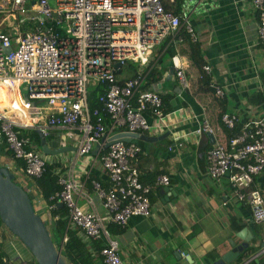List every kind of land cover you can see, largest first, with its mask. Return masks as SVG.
Wrapping results in <instances>:
<instances>
[{"label":"built area","instance_id":"1","mask_svg":"<svg viewBox=\"0 0 264 264\" xmlns=\"http://www.w3.org/2000/svg\"><path fill=\"white\" fill-rule=\"evenodd\" d=\"M2 1L0 139L4 137L15 158L24 163L22 169L13 164L11 170L25 190L26 180L39 178L45 170L44 154L31 146L24 131L38 132L45 139L55 131L65 132L58 148L73 147L74 151L65 152L81 157L95 151L109 185L103 187L97 180L90 185L108 224L87 210V205H93L83 190L88 178L80 182L73 169L67 175L57 171L61 191L49 200L67 208L68 225L76 227L82 237L103 242L100 255L104 264H125L108 225L122 230L132 217L149 218L150 193L168 188L170 178L158 175L153 183H142L135 166L141 147L132 141L108 144V140L123 132L154 137L166 127L160 95L142 87L156 49L164 43V49L175 48L186 37L192 43L197 41L184 10L190 0H183L180 13L174 11L177 0ZM251 2L258 15V41L264 48V0ZM127 62L135 64L137 72L133 77L118 78ZM172 63L180 86L188 89L185 62L174 56ZM202 70L209 73L208 66ZM99 84L105 87L99 97L102 107L91 109L88 87ZM215 96L223 98L217 87ZM221 122L233 130L236 117L222 113ZM211 131L205 120L191 134L198 142ZM187 136H172L174 144L169 150L181 147ZM205 161L208 177L215 182L226 179L234 201L249 209L255 225L263 224L264 199L254 180L264 170V115L231 133L226 142L215 143L205 152Z\"/></svg>","mask_w":264,"mask_h":264},{"label":"crops","instance_id":"2","mask_svg":"<svg viewBox=\"0 0 264 264\" xmlns=\"http://www.w3.org/2000/svg\"><path fill=\"white\" fill-rule=\"evenodd\" d=\"M184 10L197 36L202 68L208 66L209 73L192 63L189 55L193 43L188 39L172 49V56L165 55L168 61L160 56L164 50H155L148 71H154V84L147 89L163 99L166 127L153 134L155 141H131L142 149L135 163L141 182L153 183L156 176L167 175L170 185L150 193L149 218H130L126 227L112 237L118 242L125 264H215L231 250V242L242 243L237 234L245 229L250 234L248 246L230 264H264V223L252 222L249 209L234 201L226 179L215 182L208 177L205 161V152L230 136L221 123L222 113L236 117V131L264 115V48L258 41V15L251 0H190ZM174 56L185 62L188 89H183L174 75ZM215 87L222 91V99L215 96ZM205 120L212 130L211 139L205 135L196 142L191 133ZM64 133L52 134L51 149L58 148ZM182 134L188 135L183 145L169 150L174 144L172 136ZM44 158L49 163L63 162V175L73 169L80 182L87 176L83 190L93 205L86 206L84 201L80 205L108 224L89 182L97 178L103 186L109 185L106 173L95 160V151L83 157L65 152ZM254 184L264 199V170L255 177ZM27 191L38 202L37 207L34 204L37 210L46 213V203L36 189L28 184ZM0 232V250L8 264H34L16 237Z\"/></svg>","mask_w":264,"mask_h":264},{"label":"trees","instance_id":"3","mask_svg":"<svg viewBox=\"0 0 264 264\" xmlns=\"http://www.w3.org/2000/svg\"><path fill=\"white\" fill-rule=\"evenodd\" d=\"M183 0H177L176 6L174 11L176 13H180L181 11V4ZM168 9H171L168 5H166ZM190 40L186 37L185 40ZM167 43L162 44L159 47V50L162 51L161 57L165 55H173V48L167 47ZM161 52H159L160 54ZM171 55V56H172ZM190 58L192 60V63L201 71L203 66V59L200 55L199 47L197 44L193 43L190 44ZM160 57V58H161ZM130 67L133 69V73L131 77L135 75L137 70H135V64H130ZM148 76V77H147ZM146 76L148 83L143 85L142 90H148V85L154 84V71L151 70L150 73H148ZM204 77H202L203 79ZM105 91V87L99 85H92L88 87V99H89V106L91 109H101L102 105L99 102V97L103 95ZM162 99V111L165 114L164 104ZM221 120V117H220ZM222 123V122H221ZM109 124V121L106 120V125ZM223 124V123H222ZM224 126V125H223ZM225 127V126H224ZM226 128V127H225ZM227 129V128H226ZM229 130V129H228ZM230 134L233 133L235 128L233 130H229ZM28 135L31 139V146L33 148L40 149V138L37 133L34 131H31V134H25ZM3 158L4 161H11L15 165L17 169H22L24 166V163L22 160L15 158L13 152L8 148V144L6 143V140L4 137L0 139V159ZM63 162L58 161L55 163H49L46 161L45 170L43 174L39 178H29V180L34 184V188L36 189L37 193L40 194L41 198L46 203V219L43 220L44 225L46 226L47 232L54 242V244L61 248V253L64 255L67 259L68 264H104L102 261V256L100 255V251L103 248V242L88 239L85 237H82L79 230L74 227L68 225V210L63 205L62 207L57 206L56 201L49 200L50 197H52L55 193L61 191V186L58 183V178L60 175H58L57 171L60 170V173H63L64 166L62 165ZM2 167V166H1ZM5 167V165H3ZM59 173V174H60ZM108 179V177H107ZM93 180L99 181L97 178H93ZM90 180V184H91ZM109 181V180H108ZM13 182L16 184H19L18 181L15 180V176L13 178ZM100 182V181H99ZM101 183V182H100ZM103 186V185H102ZM105 187V186H103ZM30 199L32 201V205L34 207V210L36 212L32 197L30 193L28 192ZM243 206V205H242ZM49 207H53V209H49ZM38 214V213H37ZM39 215V214H38ZM42 215L40 214V217ZM0 227H5L0 220ZM109 233L110 235H117V232H120L121 230L115 226V225H108ZM64 237H66V241L64 240ZM6 255L4 252L0 250V264H5L3 259H5ZM34 261V264H37Z\"/></svg>","mask_w":264,"mask_h":264},{"label":"water","instance_id":"4","mask_svg":"<svg viewBox=\"0 0 264 264\" xmlns=\"http://www.w3.org/2000/svg\"><path fill=\"white\" fill-rule=\"evenodd\" d=\"M9 52V49H7ZM119 67V64L115 66ZM40 138L41 152L46 156H54L65 151H74L73 147L51 149L46 139L37 132ZM211 139V135L207 134ZM132 139L155 141L154 137L139 135L138 133H119L109 138L108 144L121 140L129 142ZM14 175L6 167L0 166V220L11 234L21 240L27 247L37 264H68L61 253V248L56 246L50 238L43 219L38 215L32 205L28 192L19 184L13 182ZM62 207V203L57 204ZM237 236L242 240L239 245L231 242V250L224 253L215 264H230L245 250L250 241V234L245 229ZM189 259V256H186Z\"/></svg>","mask_w":264,"mask_h":264},{"label":"rangeland","instance_id":"5","mask_svg":"<svg viewBox=\"0 0 264 264\" xmlns=\"http://www.w3.org/2000/svg\"><path fill=\"white\" fill-rule=\"evenodd\" d=\"M3 1L2 0H0V3H2ZM163 60H165V61H168L169 60V56H165V57H163L162 58ZM130 64L132 65V63L131 62H127L123 67H122V72L120 73V74H118V78H125V77H127V76H130V75H132V73H133V69L130 67ZM158 66V65H157ZM24 133L25 134H31V131H24ZM46 143H47V145H48V147H51V143H52V139H50V138H47L46 139ZM59 156H61V155H59ZM69 157H70V155H69ZM3 165H5V167L6 168H8L9 170H10V172H12V174L14 173L12 170H11V168H12V165H13V162H11V161H4V159L3 158H1L0 159V166H2L3 167ZM15 176V180L17 181V176L16 175H14ZM27 182V185L29 184V186L31 187V188H33L34 189V184L29 180V179H27L26 180ZM31 197H32V200H33V203L35 204V206L36 205H38V202H35V198H34V196L33 195H31ZM37 207V206H36ZM35 207V209H36V213H38L39 215L41 214L42 216H41V218L44 220V219H46V213L45 212H42V213H40L37 209L38 208H36ZM152 213H153V211H152ZM1 230L0 231H6V233H9L11 236H13V237H15L13 234H11L10 232H9V230L6 228V227H1L0 228ZM2 234V232H0V235ZM1 237V236H0ZM16 239H18L17 237H16ZM18 241H19V243H21V246L23 247V249L25 248V250L31 255V253L29 252V250L27 249V247L21 242V240L20 239H18ZM32 256V255H31ZM33 257V256H32Z\"/></svg>","mask_w":264,"mask_h":264},{"label":"clouds","instance_id":"6","mask_svg":"<svg viewBox=\"0 0 264 264\" xmlns=\"http://www.w3.org/2000/svg\"><path fill=\"white\" fill-rule=\"evenodd\" d=\"M203 69V68H202ZM57 155H60V154H57ZM44 156H46V155H44ZM12 173V172H11ZM14 175V174H13ZM27 191V190H26ZM28 192V191H27ZM34 260V259H33Z\"/></svg>","mask_w":264,"mask_h":264}]
</instances>
